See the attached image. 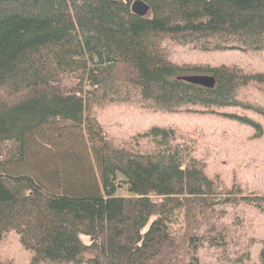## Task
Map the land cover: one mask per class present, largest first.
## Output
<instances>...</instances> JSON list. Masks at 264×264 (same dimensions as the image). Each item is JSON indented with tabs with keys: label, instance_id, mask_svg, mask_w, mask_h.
Masks as SVG:
<instances>
[{
	"label": "trees",
	"instance_id": "16d2710c",
	"mask_svg": "<svg viewBox=\"0 0 264 264\" xmlns=\"http://www.w3.org/2000/svg\"><path fill=\"white\" fill-rule=\"evenodd\" d=\"M133 1L0 0V240L14 234L26 253L0 264H208L230 249L238 206L264 215V179L245 165L262 149L264 62L175 52L259 58L264 0H145L149 15ZM104 105L126 137L99 122ZM181 108L255 130L238 169L247 182L226 185L182 149L160 114Z\"/></svg>",
	"mask_w": 264,
	"mask_h": 264
},
{
	"label": "rangeland",
	"instance_id": "374dc122",
	"mask_svg": "<svg viewBox=\"0 0 264 264\" xmlns=\"http://www.w3.org/2000/svg\"><path fill=\"white\" fill-rule=\"evenodd\" d=\"M147 14L149 15L150 12ZM175 52L176 56L180 55L188 60L210 63L221 61L235 62L242 63V65L251 69L263 66L264 62V53L256 54L259 58H255V56L250 54H248L250 56H247L237 50L226 51V54L219 55V51L193 49L191 48V44L180 47V54H177V51ZM254 100H256L255 94ZM128 106L134 107L135 103ZM139 106L144 108V113H157L148 110L151 109L149 104ZM196 108H200V106ZM232 109L220 108L218 110ZM165 112L160 113L165 120V126L174 128L176 139L179 140L176 141L182 144V149H188L191 156H195L200 161H203L206 171L210 175L224 178L223 182L226 185L231 183L242 185L247 182L249 176L243 174L238 169L243 149L248 147L252 149L253 142L251 141L255 139L253 137L255 130L244 124L229 120L219 113L187 111L182 108L176 113ZM95 113L99 122L101 123L102 121L105 130L111 132L115 137L124 138L127 136L126 130L120 131L122 123L112 121L113 119L106 111L105 105L96 109ZM244 113L248 115L252 114L251 110H244ZM254 115H256V118L263 125L264 131V118L258 114ZM111 126L113 127L111 128ZM258 139H260L262 149L256 158L252 159L249 157L245 165L251 164L246 169L250 170L251 177L264 179V134ZM255 146L258 147L256 144ZM234 222L235 233L232 238V248L228 249L226 247L223 250H210V255L205 257L208 264H258V252L261 242L264 240V215H261L253 207L238 206L235 209ZM83 240L88 242L89 237L83 236ZM233 246L237 250H234ZM0 257L11 258L15 263H22L26 260V253L18 245V240L14 234L5 235L0 240ZM238 259L241 261H238Z\"/></svg>",
	"mask_w": 264,
	"mask_h": 264
},
{
	"label": "water",
	"instance_id": "95a60500",
	"mask_svg": "<svg viewBox=\"0 0 264 264\" xmlns=\"http://www.w3.org/2000/svg\"><path fill=\"white\" fill-rule=\"evenodd\" d=\"M131 11L137 15H145L149 11V4L145 0H134L131 4ZM184 78L208 87H212L215 83L214 76L206 73L187 74Z\"/></svg>",
	"mask_w": 264,
	"mask_h": 264
}]
</instances>
